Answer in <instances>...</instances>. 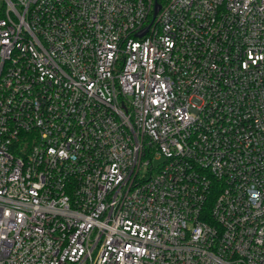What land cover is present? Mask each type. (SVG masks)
Masks as SVG:
<instances>
[{"label":"built area","instance_id":"1","mask_svg":"<svg viewBox=\"0 0 264 264\" xmlns=\"http://www.w3.org/2000/svg\"><path fill=\"white\" fill-rule=\"evenodd\" d=\"M0 264H264V0H2Z\"/></svg>","mask_w":264,"mask_h":264},{"label":"rangeland","instance_id":"2","mask_svg":"<svg viewBox=\"0 0 264 264\" xmlns=\"http://www.w3.org/2000/svg\"><path fill=\"white\" fill-rule=\"evenodd\" d=\"M2 2H3V1H2V0H0V7H1V5H2Z\"/></svg>","mask_w":264,"mask_h":264}]
</instances>
